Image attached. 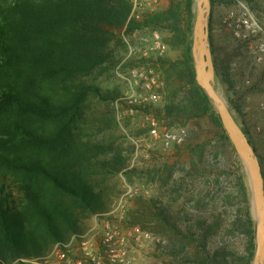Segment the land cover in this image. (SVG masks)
<instances>
[{
    "label": "rangeland",
    "instance_id": "374dc122",
    "mask_svg": "<svg viewBox=\"0 0 264 264\" xmlns=\"http://www.w3.org/2000/svg\"><path fill=\"white\" fill-rule=\"evenodd\" d=\"M210 1L208 19L216 89L241 132L251 140L264 175V56L259 61L258 38L238 39L227 21L231 12L239 16L237 1H241L264 26V0ZM16 2L0 0V20ZM144 8L141 21L126 24L116 34L110 44L109 61L73 75L66 83V93L55 82L48 85L52 95L67 104L70 111L64 121L47 123L42 130L51 139L70 136L55 147L69 145L77 151L63 164L57 162L56 170L61 167L68 173H77L76 177L99 198L94 212L71 210L78 214V232L68 231L59 219L53 229L64 240L89 235L99 242L107 226L123 231L139 227L160 239L159 243L154 240L131 244L139 264H247L253 249L246 188L257 223L251 182L215 106L210 99L209 105L203 101L196 81L197 2L194 0L189 10L187 0H146ZM169 12V16L165 15ZM152 29L162 33L167 45L162 57L156 55L150 61L161 74L160 100L131 116L125 106L118 110L115 103L127 91L116 75L127 56L122 35L143 30L139 34L142 36ZM187 47H191L195 83L186 72ZM81 94L83 99L79 100ZM151 117L158 123L156 128L151 125ZM177 128L187 133L181 145L167 148L155 137V130L160 133ZM34 182L49 200L47 204L53 201L59 208L76 207L70 203L69 195L46 180L34 178ZM8 191L14 205L19 206L22 194L14 187ZM37 235L40 255L24 258L53 255L50 260L56 263V238L47 236L45 230L37 231ZM256 239L257 230L255 253ZM9 263L12 262H0Z\"/></svg>",
    "mask_w": 264,
    "mask_h": 264
},
{
    "label": "trees",
    "instance_id": "16d2710c",
    "mask_svg": "<svg viewBox=\"0 0 264 264\" xmlns=\"http://www.w3.org/2000/svg\"><path fill=\"white\" fill-rule=\"evenodd\" d=\"M133 1L18 0L0 20V262L39 256L37 231L45 230L57 242L65 241L53 229L57 220L68 231L78 232V214L71 210H96L99 198L77 173L61 167L56 170L57 162L63 164L77 151L69 145L55 147L70 136L51 139L42 130L47 123L64 121L70 111L48 85L55 82L66 93V83L73 75L109 61L110 44L126 27ZM193 5L194 0H187L189 10ZM185 59L187 75L195 83L191 47H187ZM199 90L209 105L208 96ZM79 97L83 99V94ZM34 178L69 195L76 207L59 208L53 201L47 204L49 200ZM10 187L22 194L19 206L14 205ZM245 190L253 249L247 264H253L257 223L248 188Z\"/></svg>",
    "mask_w": 264,
    "mask_h": 264
},
{
    "label": "built area",
    "instance_id": "2783aa9c",
    "mask_svg": "<svg viewBox=\"0 0 264 264\" xmlns=\"http://www.w3.org/2000/svg\"><path fill=\"white\" fill-rule=\"evenodd\" d=\"M145 2L146 0L133 1L132 12L127 21L128 26L143 19ZM237 3L240 9L239 16L231 12L227 21L238 39L244 41L259 39L256 53L261 61L264 56V26L250 13L243 2L237 1ZM142 32L143 30H136L133 34L123 33L127 56L116 71L117 77L126 84L127 91L115 103L118 110L119 106H125L126 113L131 116L159 102V91L163 86L161 74L150 61L156 55L162 57L167 51V45L159 30L152 29L149 34L140 36ZM151 125L155 128L158 126L153 117H151ZM154 133L167 148L181 145L187 136L184 128L164 129L160 133L155 130ZM154 240L160 242V239L154 238L139 227H130L123 231L114 226H107L99 242L89 235H75L69 240L58 242L54 253L56 263L50 260L53 256L51 255L21 258L9 264H139L131 251V244Z\"/></svg>",
    "mask_w": 264,
    "mask_h": 264
},
{
    "label": "water",
    "instance_id": "95a60500",
    "mask_svg": "<svg viewBox=\"0 0 264 264\" xmlns=\"http://www.w3.org/2000/svg\"><path fill=\"white\" fill-rule=\"evenodd\" d=\"M194 51L196 59V81L215 106L221 122L235 150L249 172L253 201V213L257 221L256 253L253 264H264V175L262 165L250 141L242 133L227 102L216 89V70L210 44L209 14L210 0H196Z\"/></svg>",
    "mask_w": 264,
    "mask_h": 264
},
{
    "label": "bare ground",
    "instance_id": "6f19581e",
    "mask_svg": "<svg viewBox=\"0 0 264 264\" xmlns=\"http://www.w3.org/2000/svg\"><path fill=\"white\" fill-rule=\"evenodd\" d=\"M240 136L242 137V133H241V131H240ZM243 138V137H242Z\"/></svg>",
    "mask_w": 264,
    "mask_h": 264
}]
</instances>
